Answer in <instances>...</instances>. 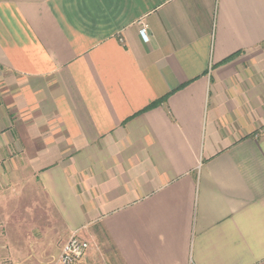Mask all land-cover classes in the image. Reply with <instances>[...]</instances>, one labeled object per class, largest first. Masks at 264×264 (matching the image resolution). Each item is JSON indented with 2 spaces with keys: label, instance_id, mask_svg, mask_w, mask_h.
Instances as JSON below:
<instances>
[{
  "label": "crops",
  "instance_id": "obj_1",
  "mask_svg": "<svg viewBox=\"0 0 264 264\" xmlns=\"http://www.w3.org/2000/svg\"><path fill=\"white\" fill-rule=\"evenodd\" d=\"M12 159L106 264H264V0H0Z\"/></svg>",
  "mask_w": 264,
  "mask_h": 264
},
{
  "label": "rangeland",
  "instance_id": "obj_2",
  "mask_svg": "<svg viewBox=\"0 0 264 264\" xmlns=\"http://www.w3.org/2000/svg\"><path fill=\"white\" fill-rule=\"evenodd\" d=\"M22 165L0 160V264H58L71 236L48 202L33 196L38 181ZM90 246L80 264H106L101 249Z\"/></svg>",
  "mask_w": 264,
  "mask_h": 264
},
{
  "label": "built area",
  "instance_id": "obj_3",
  "mask_svg": "<svg viewBox=\"0 0 264 264\" xmlns=\"http://www.w3.org/2000/svg\"><path fill=\"white\" fill-rule=\"evenodd\" d=\"M145 28L143 26L140 35L146 40ZM89 248V242L79 238L76 234H72L59 253L58 264H80Z\"/></svg>",
  "mask_w": 264,
  "mask_h": 264
},
{
  "label": "trees",
  "instance_id": "obj_4",
  "mask_svg": "<svg viewBox=\"0 0 264 264\" xmlns=\"http://www.w3.org/2000/svg\"><path fill=\"white\" fill-rule=\"evenodd\" d=\"M163 101H165V98L161 99V100H158L157 102H154L153 104H151L150 106H148L144 111H148V110H151L157 106H159Z\"/></svg>",
  "mask_w": 264,
  "mask_h": 264
}]
</instances>
